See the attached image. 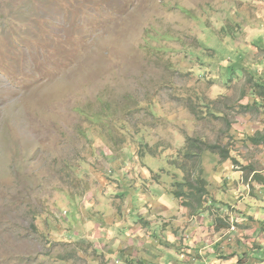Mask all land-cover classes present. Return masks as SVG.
<instances>
[{
    "label": "rangeland",
    "instance_id": "1",
    "mask_svg": "<svg viewBox=\"0 0 264 264\" xmlns=\"http://www.w3.org/2000/svg\"><path fill=\"white\" fill-rule=\"evenodd\" d=\"M259 131L264 0H0V264H264Z\"/></svg>",
    "mask_w": 264,
    "mask_h": 264
},
{
    "label": "trees",
    "instance_id": "2",
    "mask_svg": "<svg viewBox=\"0 0 264 264\" xmlns=\"http://www.w3.org/2000/svg\"><path fill=\"white\" fill-rule=\"evenodd\" d=\"M251 141H253L255 144H261L264 143V132H257L254 136H251ZM199 143V145H198ZM207 145V146H205ZM192 146H194L195 148L193 149ZM187 149H188V154L187 156H189L190 158H194L196 159V161L201 162V153L204 151V149H210L213 152H217L222 154V156L224 155V158H228V150H226V147L224 146H220V145H216L213 143H208L205 142L202 139H198V138H194V137H189L188 138V143H187ZM199 149V151H198ZM190 150V151H189ZM201 169L197 175V179L196 182H192V181H187L186 183H182L179 182L180 186L185 185L188 187L189 189V193H186V191L183 188L182 190L177 189V191L175 192L176 197L181 198V197H186L185 200V204L187 206H190V208H192L193 204L192 202H188V198L187 195H189L190 197H196L197 198V202L198 205L195 206H200L203 205L204 202V197L205 195L208 193L207 189H206V183L207 181L205 180V178H203L201 176ZM249 174H253V179H257L258 181H261L262 183H264V175L260 174V172H258L256 169H253L251 172H249Z\"/></svg>",
    "mask_w": 264,
    "mask_h": 264
},
{
    "label": "crops",
    "instance_id": "3",
    "mask_svg": "<svg viewBox=\"0 0 264 264\" xmlns=\"http://www.w3.org/2000/svg\"><path fill=\"white\" fill-rule=\"evenodd\" d=\"M261 182V181H260ZM264 184V183H263Z\"/></svg>",
    "mask_w": 264,
    "mask_h": 264
}]
</instances>
